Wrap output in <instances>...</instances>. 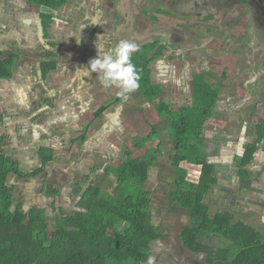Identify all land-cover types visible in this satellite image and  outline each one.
Segmentation results:
<instances>
[{
  "label": "trees",
  "instance_id": "trees-1",
  "mask_svg": "<svg viewBox=\"0 0 264 264\" xmlns=\"http://www.w3.org/2000/svg\"><path fill=\"white\" fill-rule=\"evenodd\" d=\"M22 1L30 8L41 10L40 22L45 39L53 12L72 0ZM160 43L159 52H154L156 42L138 48L132 61L141 75L137 93L144 101L153 104L158 115L164 117V123L161 127L154 126L143 137L135 136L133 145L128 146L124 156L114 162L116 166L105 170L106 179L114 176L109 190L97 187L95 183L82 184L85 188L80 185L77 190L80 194L77 210L70 213L55 207L54 217L49 218L45 207L25 209L16 197L18 185L8 184L9 177L25 178L28 175L20 169L17 161L6 157L0 150V264H147L148 257L154 256V243L170 239L162 232L163 227L153 223L151 192L147 188L150 171L159 170L162 164L164 168H172L174 173L171 184L165 183V188L162 186L165 200L172 216L189 217L190 227L185 229L182 238L193 254L203 250L202 239L211 234L219 238L213 264H264V233L243 221L233 223V215L212 213L208 201L217 179L214 165L205 153L204 130L214 116L226 75H195L192 104L175 111L160 99L163 89L152 82L150 67L155 61L166 56L170 60L177 59L168 52L172 43ZM175 49L179 50V45ZM45 51L47 60L41 58L43 77L56 70L58 65L53 61L56 54ZM2 55L0 81H8L19 56L11 54L5 58ZM212 78L216 81L211 82ZM163 130L168 132L169 147L173 148L166 157L161 151L164 142L159 141ZM263 136L264 127L261 126L259 139ZM3 141L4 138L0 137V144ZM256 149V144L250 145L247 153L251 155ZM142 150L145 153L136 156ZM45 153H42V168L29 176L44 172L45 166L53 160L49 151L47 155ZM165 161L170 167H165ZM197 169L198 175L193 179V170ZM16 181L14 177L13 182ZM167 186H171V190Z\"/></svg>",
  "mask_w": 264,
  "mask_h": 264
},
{
  "label": "rangeland",
  "instance_id": "rangeland-1",
  "mask_svg": "<svg viewBox=\"0 0 264 264\" xmlns=\"http://www.w3.org/2000/svg\"><path fill=\"white\" fill-rule=\"evenodd\" d=\"M111 15H113V12L109 9L104 0H100L99 2H96L95 0L85 1V4L83 3V5L77 8L74 12H70V10L60 11L58 12L59 20L57 18L59 23H57L55 27L60 31L53 30V26H51L49 30L51 39H47V41L50 44L55 45V52L58 50L57 45L69 47L71 39H68L67 35L72 34L68 29H72L73 25L77 26V24L82 22L88 24L97 20L100 16L99 23L100 21L102 22L99 24L97 30L99 35L100 32H104L111 25L116 23L114 20V22L108 21V17H112ZM40 19V13L37 10L32 11L28 9L22 0H0V54H3L4 52L21 54L26 46H35L39 49L40 45L43 44L42 41L45 42L42 36L40 37L39 33H37L39 27L38 22ZM104 23L106 26L103 25ZM162 39L171 41L170 35L162 37ZM99 40L100 39L97 38V41ZM241 43L243 44L244 40L241 39ZM70 48L69 50L62 49V57H72L74 48L72 46ZM253 51L254 50H252V52ZM40 53V51H32V55L34 56ZM259 54L258 51L254 55L258 56ZM60 66L62 70L64 66ZM50 78L51 79H48V82L55 95H52L51 93V96L49 95L50 100L49 98L47 100L48 102L44 101L46 92L42 89L43 86L33 85L31 90V100L27 103V106L23 109L16 108L15 110H11V108L8 110L7 106L3 104L4 97L2 95V93H5L6 91H2V93L0 92V114L6 109L8 110V114L14 112L13 114L16 116L17 122H14V124L10 126V129L15 137L21 136V139L19 146H16V149H14L16 151H14V153L18 154L17 157L21 160V166L26 169V171L27 169L36 171L41 167L42 159L39 156V152L53 151V160L48 167L44 169V172L34 178L39 184L46 182L50 185H54L61 193V200L59 203L64 204L62 210L69 212L71 208L66 206V204H68V196H75V200L79 199L80 194L75 195L73 187L75 188L76 182H78L79 185L82 184L87 174L96 173L93 176V179L95 180L94 182L102 188H106L107 190L110 189L111 179H114V176H111V179H106L105 176L102 177L98 172L91 171L92 167L94 164H98V167L109 165L111 161H115L117 156L123 154L126 146L133 145L134 136L138 135L143 137L147 134L150 128H152L150 123L155 122L156 109L152 104H144V108L148 113L144 119L141 113L142 107L140 105L142 102L140 103V98H138L140 105L133 104L132 101H129L124 109L117 108L115 105H110L112 102L114 103L115 98H117L119 89L115 87L106 89L101 83H99V80L97 85L99 86L101 94L94 99L95 94H93V90L88 89L86 92L84 90H79L78 94H76L73 90L72 83L66 81L67 79ZM0 84V87H6L2 83ZM166 96L167 103L175 98V95L171 93L170 95L167 93ZM180 97L182 102L175 98V100H172V107L178 109L184 105H189V102H186L182 96ZM93 99L94 101H92ZM65 106H67V109H63ZM11 107L14 108V105L12 104ZM98 108H108L109 112L116 111L117 115H120L121 117H118V119L108 118L97 120L96 123L90 124L89 121H92L91 118L94 116L93 111ZM62 114H67L69 118L66 117L61 119L59 115ZM221 115L223 117V114H220V116ZM34 117H36L34 121L26 123L25 125L21 124L20 119H31ZM212 123L215 122L212 121L211 124ZM159 127L161 126L159 125ZM82 136H85V139L82 140ZM168 138V132L163 130L159 137V141L164 142L161 151L165 157L173 152V148L169 149L170 141L168 142ZM76 140L79 141L78 143H80V146L70 150V146L74 145L73 143ZM87 141H90L89 145H86L88 144ZM11 146V141H9L6 148H12ZM144 153L145 150H142V152L138 153L136 156ZM164 164L165 167H170L168 161H165ZM114 166L115 164L110 165L111 168ZM193 171L191 177L195 179L194 176L197 172L195 173V170ZM162 176L167 185L171 184V181L174 178L172 168H164ZM19 186L17 187L16 194L22 190L24 184H21V187ZM167 187L168 190H171L169 189L171 186ZM147 188L151 192L152 202L153 198H156L155 206H160L159 199L164 195V190L159 185L157 168L149 173ZM25 189L29 191L30 186L25 187ZM213 189L214 187L212 188V192ZM53 201H55L54 198H44L42 201L43 207L46 206L48 209L47 216L49 218H53L55 214L52 206ZM208 201L211 209L212 207L214 209L212 210V213H217L216 211L219 208L222 209L221 212L228 209L227 206H220L221 200L217 198L215 193L213 195L212 193L209 194ZM236 203L237 204H235L234 207L229 209L236 216V219H233V223H238L239 221L246 222V217L243 212L244 210L250 211V207L241 205L237 200ZM255 207H259V211L254 209V211L251 212H254V215H257L254 220L257 219L258 221H254L255 223L251 224L264 233V208H261L259 203L258 205H255ZM13 209L14 207L11 209L12 212ZM152 210H154V213L151 211L153 213L152 219L154 220V223L159 224L160 218L157 215L156 210ZM246 223L248 224V222ZM175 227L180 229L181 225ZM166 234L168 233L166 232ZM214 239V235L212 236L211 234H208L203 237L202 243L215 245L217 241ZM174 244L175 245H173V243L171 244L170 239L166 238L155 242L153 245V257L155 258L154 264H174L173 262H170V259L174 262L179 261L177 262L178 264H183V256L189 258L187 255L180 252L181 245H178V243ZM171 245L175 247L172 249L174 253L168 252L167 250L169 247H172ZM213 251L215 250L213 249Z\"/></svg>",
  "mask_w": 264,
  "mask_h": 264
},
{
  "label": "flooded vegetation",
  "instance_id": "flooded-vegetation-1",
  "mask_svg": "<svg viewBox=\"0 0 264 264\" xmlns=\"http://www.w3.org/2000/svg\"><path fill=\"white\" fill-rule=\"evenodd\" d=\"M81 6L82 5L78 4V8ZM134 6L133 9L135 10V13L131 15L128 12L131 8L123 12L120 9L114 11L113 17L115 18L116 23L111 25L104 32H100L99 35L97 32L98 27L94 28L95 26L92 24V22L88 24L82 22L76 27L73 25L72 28L74 27V32L69 37V39H71V44L69 47L57 45V48L59 47L57 52H55V45H52L47 41V39H50L48 33L47 37H45V39L43 38L45 41L44 44L41 45V58L47 60L45 50L55 53L56 55L55 58H53V61H56L58 65L61 62L68 65V69L70 70L71 74L69 82L72 83L73 90L76 92V94H78L79 90H84L86 92L88 89H90L94 91V99L97 98L99 94H101L99 86L97 85L98 74L89 73L85 75L84 72L88 70L90 61L98 58L99 48H103L105 51H107L119 41H132L136 43V45H139V49L144 45L156 42L154 52H159L161 44L160 42L172 43V47L168 48V52H172L175 56H177V59L175 60V58H173L170 60L168 56H166L165 59L162 57V60L155 61L150 67L152 71V82L154 85L160 86L163 89V96H161L160 99L165 101L167 100L166 94L171 93L172 89H175L179 84L185 87L186 94L190 95L192 93V82L195 75L211 74V76H215L214 73H216V70L219 71L222 68V73H224L226 70L229 71L226 67L219 69L220 65H217L219 64V60L221 61V58L223 59V57H229L228 55L237 49L236 46H240L237 51L238 53H242L244 59L246 60V63L240 65V68L237 69L238 71H242L244 75L250 73L252 76H254V70L256 68L260 72H262L264 69V0H138L136 6ZM26 7L32 11L37 10L32 7L30 8L27 5ZM37 11L40 13L42 20L41 10ZM56 17V12H53V21L50 25V28L54 24V21L57 20ZM101 22L102 21H100L99 24H101ZM39 24L40 20L38 22V25ZM103 25L106 26L105 23ZM40 27L42 26L40 25ZM169 35L171 41L162 39V37ZM97 38L100 40L97 41ZM241 39L244 40L243 44L241 43ZM255 43H259L261 45L260 48L262 52L258 56H254V54L258 52ZM176 45H179V50L175 49ZM71 46L74 48L72 57H62V49L69 50ZM251 49L254 51L252 52ZM11 54L16 53L4 52L2 57L6 58ZM169 63H172L175 66H172ZM90 81L92 84H88ZM138 98L141 99V105L138 102ZM94 99L92 101H94ZM129 101H132L133 104L140 105L142 107L141 113L145 119V116L148 113L144 108V104L151 103L144 101L137 91L128 94L126 98L118 95L117 98H115L114 103L112 102L110 105H115L117 108L124 109L125 105L128 104ZM173 108L174 107L171 105V109ZM7 111L8 110L5 109V111L0 114V137L4 138V141L2 144H0V150L6 157H10L17 161L19 163L20 169L28 175V177L25 178H19L16 175H13L9 177L8 184L15 186L20 185L19 187H21V184H24L25 187L30 186L29 191H27L25 187L22 186V190L16 194V197L20 199V202L23 204L25 209L30 206H40L39 204L37 206L36 203H27V200L33 197H39L40 199L41 197L45 199L54 198L55 201L52 203L53 208L60 207V209H62L64 204L59 203L61 200L60 191L54 185H50L46 182L41 184L37 183L34 177L39 176L41 173L35 176H29V174L37 172L42 168V160L41 167H39L36 171H32L30 169H27L26 171V169L21 166V160L18 159L16 155H14V149H16V146H19L21 136L15 137V135L12 134L10 129V121L13 119L11 118L10 120V114H8ZM100 112L101 116L97 117L98 113ZM93 115L94 116L91 118L92 121H89L90 124L96 123L97 120L108 118L114 119L117 116V113L116 111L109 112L108 108H98L93 111ZM94 118L97 119L95 120ZM35 119L36 117L31 119L25 118L20 119V121L22 125H25L26 123L32 122ZM163 120H165L164 117H160L156 111L155 122L150 123V126L153 128L154 126L162 125L164 123ZM15 122H17V119ZM152 128H150V130ZM133 138L135 141V136ZM81 139H85V136H82ZM9 141H11L12 148L7 149L6 145ZM78 142V140L74 141V145H72V147L76 146ZM128 146L125 147L124 152ZM52 152H50V154H52ZM124 152L122 155L117 156L115 161L124 156ZM42 153L43 152H39L41 159ZM46 153L45 155L48 154ZM115 161H111L109 165H102L99 167L98 164H94L91 171H96L103 177L104 175L102 174H104L105 170L110 167L111 164H115ZM49 164L50 163H48V165ZM48 165L45 166V168L48 167ZM163 170L164 167L162 165V167L158 170V173L159 171L161 172L158 174V180L159 185L161 187L164 185L165 188V182L162 176ZM195 173V176L198 175V169L195 170ZM95 174L96 173L87 174L82 184H85V186H88L89 184L91 185V183L96 184V182H94L95 180L93 179ZM14 177L17 178L15 183L13 182ZM217 184L218 182L215 185ZM80 185L78 182H76L75 188L73 187L75 193H77ZM85 186L82 185V188H85ZM97 187L101 186L98 185ZM159 200L160 206L156 207V198H153L152 209L156 210L159 218L163 219V223L160 222L159 224H155L163 227L162 232L166 236L168 235L171 244L173 243V245H175L174 243H178V245L182 246L180 248V252H182L183 248V250H185L184 254L191 257L189 263H186V258L182 263L213 264L212 257L214 252H216L217 247L203 243L205 246L203 250L199 252V254L194 255H207L204 259H195L193 253L185 246V241L182 238L185 229L190 227V221L187 220L189 224L185 225H181L178 222L177 224L175 219H172V211L170 210L169 203L166 202L164 195ZM15 204L13 206L14 208ZM66 206L70 208L68 204H66ZM47 210L48 209L46 208V211ZM74 210L77 209L75 208ZM74 210L70 209L69 212L72 213ZM151 211L154 213V210ZM152 212L151 217L153 214ZM176 213H179V211ZM166 221L167 223H165ZM177 225H181L180 229L175 227ZM166 232L168 234H166ZM172 247V249L175 248L174 246ZM172 249L171 252L174 253ZM213 249L215 251H213ZM173 263L175 264V262Z\"/></svg>",
  "mask_w": 264,
  "mask_h": 264
},
{
  "label": "crops",
  "instance_id": "crops-1",
  "mask_svg": "<svg viewBox=\"0 0 264 264\" xmlns=\"http://www.w3.org/2000/svg\"><path fill=\"white\" fill-rule=\"evenodd\" d=\"M85 1L91 0H72L68 5L56 12V19L58 18L59 20L58 12L64 10H70V12H74L78 8V4L83 5V3L85 4ZM95 1L99 2L100 0ZM104 1L112 12L116 11L117 9H120L123 12L131 8L128 11L131 15L135 13L133 6H136L138 0ZM111 16L112 17H108V21H115L113 15ZM58 20L54 21V24L52 25L54 27L53 30L60 31L59 29L55 28L56 24L59 23ZM99 20L100 16L97 20L92 21V24L95 26L94 28L99 27ZM40 25H42L41 22L39 24L37 33H39L40 37L42 36V38H44V32ZM74 27H76V25ZM73 28L68 29L71 34L74 32ZM70 36L71 35H67V38L69 39ZM42 43L44 44L43 41ZM255 46L259 53H261V45L259 43H255ZM236 47L237 49L228 55L229 57H223V59L221 58V61L219 60V64L217 65H220L219 69L226 67L229 71L226 70L224 72L227 75L226 78L224 77L225 80L223 87L221 88L214 116L208 120L205 126L203 142L207 147L205 151L206 156L209 158L210 163L214 165V175L218 180V184L214 186L213 192L211 191L210 193H212V195L215 193L217 198L221 200L220 206L228 207L226 211L221 212L222 209L219 208L216 212H225L227 214L233 215L235 220V214L229 209L237 204V200L239 203H241V205L250 207V211L244 210L243 213L246 217V222L253 226L251 223H255L254 221L258 220H254L257 215H254V212L251 211H254V209L259 211V207H255V205H258V203L261 205V208H264V136L263 138L259 139L260 127H264V69L262 72H260L256 68L254 70V76H252L250 73L244 75L242 71H238L237 69L240 68V65L245 64L246 60L244 59L243 54L238 53L237 51L240 46ZM40 49L41 45L39 49L35 46L24 47V51H22L21 54L18 53L19 59L14 67L12 78L8 81H0V83L6 86L0 87V92L2 93V91H6L5 93H2V95L4 97L3 104L7 106L8 110L11 108V110H15L16 108H25L27 103L31 100V90L33 85H39L41 87L43 86L42 89L46 92L44 101H47L48 98L50 100L49 95L51 96V93L52 95H55L50 83L48 82V79H51L50 77H54L55 79L63 78L67 79L66 81H69L71 77L70 70L68 69V65L64 64L63 62L58 65L56 70L51 71L45 77L42 76V56L41 54H37V56L32 55V51H40ZM60 65L64 66L62 70ZM222 69L219 71L216 70V73H214L216 77L223 76L224 73H222ZM215 81V78L211 79V82ZM88 84H92V82L90 81ZM171 94H174L175 98H177V100L179 99L181 102L182 99L180 96H182L186 102H189V105L192 104V93L187 95L186 88L180 84L175 89H172ZM14 96L15 99L13 98ZM175 98L172 100H175ZM172 100L169 101L170 107L173 102ZM12 104L14 105V108L11 107ZM189 105H184L178 109L173 108V110H180ZM63 109H67V106H65ZM13 113L14 112L10 114L11 118L13 119L10 121V125L14 124L16 121V116H14ZM220 114H223V117L222 115L220 116ZM59 116L61 119L66 117L69 118L67 114H62ZM118 117L121 116L117 115L114 119H118ZM211 120L215 123L211 124ZM116 122L119 123L118 121ZM89 142L90 141H87L88 144L86 145H89ZM253 144H256L257 149L250 155L247 153V150L248 147ZM78 146H80V143H77L74 147L70 146V150L75 147L77 148ZM14 155L17 156L18 154ZM96 186L98 185L96 184ZM75 195H77V193H75ZM43 199V197H41V199L39 197H33L28 199L27 203H36L37 206L39 204L40 207L43 208ZM67 202L69 207L74 210L79 202V199L75 200V196H68ZM212 210H214L213 207L211 211ZM173 216L174 217H172V219H175L176 223L178 222L181 225L189 224V222H187V220H189L188 216ZM159 220L160 222L163 221L161 218ZM165 223H167V221ZM214 237V240L217 241L214 246L217 247L219 238L217 236ZM171 249L172 248L169 247L167 249L168 252H171ZM184 252L185 250L182 248V253L184 254ZM194 257L195 259H204V256H201V254L194 255ZM182 259L185 260V257L183 256ZM186 259V263H189L191 257ZM170 262L174 261L170 259ZM177 262L179 261H175V264H178Z\"/></svg>",
  "mask_w": 264,
  "mask_h": 264
},
{
  "label": "clouds",
  "instance_id": "clouds-1",
  "mask_svg": "<svg viewBox=\"0 0 264 264\" xmlns=\"http://www.w3.org/2000/svg\"><path fill=\"white\" fill-rule=\"evenodd\" d=\"M138 46L132 41H119L107 51L98 49V58L90 61L89 73H97L98 80L104 88L119 89L118 95L127 97L140 88L141 75L132 61L133 54L138 52ZM154 257L149 256L147 264H154Z\"/></svg>",
  "mask_w": 264,
  "mask_h": 264
}]
</instances>
